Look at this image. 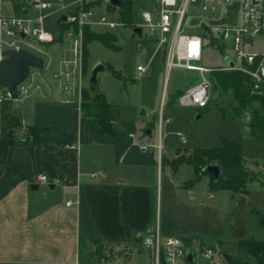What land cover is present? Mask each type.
Wrapping results in <instances>:
<instances>
[{
  "label": "crops",
  "instance_id": "obj_1",
  "mask_svg": "<svg viewBox=\"0 0 264 264\" xmlns=\"http://www.w3.org/2000/svg\"><path fill=\"white\" fill-rule=\"evenodd\" d=\"M74 8L75 4L60 5L51 14L41 13V43H37L51 67L37 72L34 84L38 88H30L25 100L11 103L21 126L35 130L40 145H0V264H140L143 259L148 264L139 241L143 233L154 230L161 238H179L192 247L199 243L215 247L230 257L236 254L238 241L263 240L264 180L247 183L241 194L210 190L208 174L187 186L193 178L191 167L183 163L173 170L171 165L193 149H174L164 162L161 157V128L168 123L165 113L167 122L159 130L151 109L145 114L139 106L123 116L122 91L100 85L99 74L118 80L106 70L95 76L97 89L88 84L90 71L86 67L82 71L81 65L66 83L53 78L56 63L71 59L66 32L73 30L69 27L64 40L60 34L54 42L57 38L44 30V20L62 17ZM38 14L29 0H0L2 18H36ZM62 44L64 53L59 50ZM53 46H58L57 51L51 52ZM143 47L153 52L149 44L140 45L139 50ZM157 53L161 71L163 57ZM223 64L222 60L217 66ZM95 92L106 104L118 107L111 136L99 131L96 118L81 111V95L90 102ZM229 119L238 135L226 140H237L244 132L230 112ZM157 143L159 153L154 148ZM241 155L242 160L250 157ZM95 241L100 243V257L94 252ZM230 243L233 253L226 251Z\"/></svg>",
  "mask_w": 264,
  "mask_h": 264
},
{
  "label": "built area",
  "instance_id": "obj_2",
  "mask_svg": "<svg viewBox=\"0 0 264 264\" xmlns=\"http://www.w3.org/2000/svg\"><path fill=\"white\" fill-rule=\"evenodd\" d=\"M63 0L44 2L29 0V6L39 14L36 18L15 16L0 17V61L2 52L7 50H24L42 60L41 70L50 69V61L38 43H41L42 12H50L53 7H59ZM145 9L139 13L134 28L145 32V41L153 47L151 56L160 52L163 57L165 74L172 70L193 72L195 82L184 89L173 103L180 108L204 109L212 96V83L209 75L213 71L239 72L249 80V90L252 95H264V50L253 51V46H264V0H146ZM222 3L235 4L238 8L236 23L210 27L206 26L205 34L208 39L224 46V57L233 64L227 68L224 64L217 67H207L201 64L203 58V40L196 33L186 32L188 9L197 7L205 18L214 15V7ZM86 0H77L72 12L65 14L63 21L68 26H74L76 32H66L71 40L70 60H61L55 65L53 78L66 83L75 73L80 71V39L81 28L85 26H105L108 29L122 27L115 19L108 21L103 17L95 18L92 8H86ZM38 42V43H37ZM149 60L144 66H137V76L147 73ZM40 70V71H41ZM37 70H29L24 82L16 88V99L13 102L21 103L28 96L30 88L37 89L34 77ZM10 100L5 90H0V107ZM162 100V99H161ZM166 119L161 107L157 114L158 130ZM183 142V141H182ZM159 153L161 146H154ZM142 151L146 150L141 146ZM40 181L45 183V178ZM66 202L65 206H70ZM140 246L148 256V264H225L218 252L204 244L188 246L179 238H161L156 230L141 235ZM189 249L193 263L184 260V250Z\"/></svg>",
  "mask_w": 264,
  "mask_h": 264
},
{
  "label": "rangeland",
  "instance_id": "obj_3",
  "mask_svg": "<svg viewBox=\"0 0 264 264\" xmlns=\"http://www.w3.org/2000/svg\"><path fill=\"white\" fill-rule=\"evenodd\" d=\"M76 1L77 0H63L60 5L61 7L68 6L69 4L72 6ZM132 1H136L135 8L137 17H139V13L145 9L147 1ZM47 2L52 3L54 0H47ZM86 2V8H93L95 18L103 17L108 21L117 19L116 11H107L108 0H86ZM55 8L56 7H53L51 11L54 12L56 10ZM69 9L71 10L72 8L70 7ZM237 15L238 8L235 4L222 3L216 5L214 7V15L210 18H205L197 7L192 6L188 9V19L186 21L185 30L187 33H197L201 25L210 27L232 25L236 23L235 19H237ZM47 17L43 24L44 30L53 38H58L61 33V39L64 40L65 30L60 32L56 23L60 16ZM65 26L68 25L65 24ZM69 27H71L74 33L76 32L74 26H68V28ZM85 27L93 34H109L114 37L112 45L115 49H109L98 41L88 42L85 46L86 56L84 58V64L86 71H90L94 64L101 63L119 73L121 79L117 81L104 77V74H99V78L101 86L112 91H115L116 88L122 91L123 95L120 97L119 103L121 104L123 116L131 115L139 106L142 107L145 114L148 113L147 109H151L155 113V117H157L160 107L162 112L166 114L168 123L164 124L161 128V133L163 135L161 140V157L163 162L172 157L174 149L187 151L196 148H216L221 144L222 139L237 137L238 133L235 129L236 126L229 119L231 107L230 99L224 97L219 98L215 102L216 107L206 112L189 108H180L175 103L171 105L169 102L170 96L183 91L195 82V73L172 69L166 75L164 70H158L159 53H157L155 56H152L148 64L147 73L139 77L137 76L136 67L144 66L152 52H148L145 47L139 50V43L145 40L144 31H142L140 37H138L132 34L131 29H124L123 27L114 29H108L105 26L98 25ZM205 31L206 28L202 27L198 32L203 38L208 39ZM205 42L208 43V40ZM149 47L152 46L149 45ZM57 49L58 46H53L51 52L57 51ZM64 49L65 47L63 44L59 46L61 53H64ZM262 50H264L262 44L253 46V51L261 52ZM221 61L219 55L212 51H206L201 64L207 67H217ZM44 76L47 77L46 75ZM103 77L105 78L104 81H102ZM50 86L52 87L53 83H50ZM96 88H98V85H96ZM213 95L214 91L212 89V96ZM129 96L131 101H129ZM166 103L167 105L165 107L164 104ZM128 106L131 107L128 108ZM197 115H199L200 118L196 120L195 116ZM249 121L248 113H245L240 120L244 126V133L243 136L241 135L242 141L240 143L241 153L250 156L244 157L242 166L249 174L253 175L254 179L264 180V155L260 154L258 145L255 142L244 141V139H247L245 132ZM154 126H156V121ZM23 128L21 124L15 127L14 134L16 136L22 134L24 132ZM155 135L156 131H153L152 137ZM226 251L227 253H233V244L230 243V247H227ZM145 263V259L140 262V264ZM199 264H204V262L199 260Z\"/></svg>",
  "mask_w": 264,
  "mask_h": 264
},
{
  "label": "trees",
  "instance_id": "obj_4",
  "mask_svg": "<svg viewBox=\"0 0 264 264\" xmlns=\"http://www.w3.org/2000/svg\"><path fill=\"white\" fill-rule=\"evenodd\" d=\"M118 2L121 4L119 8H113L108 4L107 11H116L117 21L122 25V27L124 29L132 30L137 22V13L135 8L136 1L118 0ZM57 25L60 32L68 28V26H65L64 22H58ZM202 27L206 28V26L201 25L199 30ZM198 31L196 34L204 40L205 38H203ZM58 39H60V37H58L54 42L59 41ZM206 40H208V43L205 42V45L203 46V57L206 51H212L219 55L222 60L224 46L210 39H205L204 41ZM90 41H98L109 49H115L112 45L114 41L113 36L109 34L96 35L90 32L88 28L83 27L81 29L80 39V59L82 71H84L85 68V46ZM140 45L146 46L148 43L144 40L140 43ZM104 67L109 76L114 79H121L118 72H115L108 66L104 65ZM209 79L212 81L211 83H213L212 89L214 91V95L211 97L207 106L201 111L206 112L216 107L215 102L221 97L230 99L231 119L239 123L243 132L244 126L240 120L243 118L245 113H248L250 121L247 125L245 134L249 141L256 142L260 151L264 152V95H252L249 90L248 78L239 72L216 70L209 75ZM181 92L169 97L171 105ZM81 102V111L83 114L88 117L96 118L98 120L99 131L107 136H111L113 134L111 123L117 119L118 107L106 104L103 96L99 92L94 93L90 102H86L85 95L82 94ZM11 103V100L5 101L0 107V145L39 146L40 143L36 138V131L30 127H24V132L18 136L14 134L15 127L20 125V121L14 109L11 107ZM166 105L167 103L164 104L165 107ZM241 140L242 137H239L237 140L223 139L221 144L216 148L193 149L185 158H179L174 161L171 165L172 169H176L183 163L189 165L193 172V178L188 181L186 185L190 186L202 174H204L201 172L202 167L214 164L219 170V178L216 181L211 180L209 184L210 190L229 191L232 194L244 193L245 185L253 181L254 177L242 166V155L240 152ZM93 246L95 255H97V257L102 256L100 243L95 241L93 242ZM211 248L216 250L219 256L222 253V251H219V249L217 250L215 247ZM227 264H264V239L259 241H238L236 243V254L231 257Z\"/></svg>",
  "mask_w": 264,
  "mask_h": 264
},
{
  "label": "water",
  "instance_id": "obj_5",
  "mask_svg": "<svg viewBox=\"0 0 264 264\" xmlns=\"http://www.w3.org/2000/svg\"><path fill=\"white\" fill-rule=\"evenodd\" d=\"M108 4L113 8H119L121 6L118 0H108ZM64 20L65 17L62 16L57 20V23L63 22ZM131 32L138 37L141 35L140 28H133ZM2 57L0 61V89L5 90L10 100L14 101L16 99V88L24 82L29 70H41L42 60L24 50H7L2 52ZM223 63L227 68L233 66L232 62L227 57L223 58ZM104 70L105 67L101 63H96L92 66L87 82L94 89H97L96 74ZM198 118L199 116H195L196 120ZM201 172L211 176L213 181L219 178V170L214 164L202 167ZM260 225L264 227V220H260ZM220 257L225 264L231 259V257L225 253H221ZM184 260L187 263H193V258L190 256L189 249L187 248L184 250Z\"/></svg>",
  "mask_w": 264,
  "mask_h": 264
}]
</instances>
